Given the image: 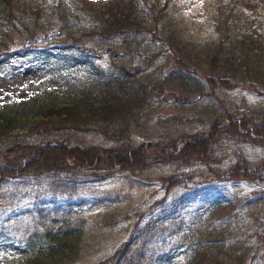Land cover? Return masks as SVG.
<instances>
[{"label":"rangeland","instance_id":"rangeland-1","mask_svg":"<svg viewBox=\"0 0 264 264\" xmlns=\"http://www.w3.org/2000/svg\"><path fill=\"white\" fill-rule=\"evenodd\" d=\"M93 1L100 5L104 0ZM163 2L161 0V5ZM234 5L233 0H168L162 10L165 16L160 20L161 24L172 28L180 45L193 47L202 55L206 51L210 54L219 38L216 22L223 23L225 16L229 22L236 20L237 15L230 12ZM84 8L88 9L87 6ZM66 17L75 23L73 33L77 39L73 41V47L86 49L94 54L96 62L110 66V48H106L111 42L98 37L96 30L99 26L93 27L88 17ZM25 21L28 26L33 25L31 19L25 18ZM16 26L9 36L0 39V115L15 110L28 111L33 107L35 110L45 100L55 96L67 97V89L70 86H74L72 92L75 89L70 80L75 78L77 81L88 68L86 64L79 65L78 62L85 59L81 57L74 62L61 61L58 72L50 70L52 61L30 62L26 55L34 52L18 50L28 43V32L21 21H17ZM221 27L224 28V23ZM56 29L57 25L38 29L37 41L48 43ZM159 33L161 31L156 29L155 37L141 34L140 39H155L154 46L160 45L164 55H153L146 62L144 48L138 46L139 40L131 46L136 50V57L119 58L117 62L133 61L134 64L138 61L140 67L150 74L164 72L171 67L191 71L198 80L201 79L205 91L199 93L194 90L193 83H175L171 85L172 89L155 92L152 104L140 110L137 122L132 121L124 135L116 133L110 137L94 129H72L73 138L86 144L108 146L128 140L127 143L140 151L139 156L145 160L142 163L133 166L114 164L109 169L76 166L59 172L23 174L1 180L0 264H98L120 248L136 226L145 224L157 214L156 200L166 197L169 202L195 188L206 187L237 193L241 199L249 197L251 204L247 201L242 205L238 201V209L230 218L235 220L231 223L232 230L241 238L245 235L248 254L256 250L258 256L254 257L259 264H264V137L260 138L263 134L254 131V124L247 123L248 127L244 128L238 123L239 130L246 134L231 133L224 125L218 129L220 133L215 132L216 141L207 153L193 154L188 160L161 158L160 151L164 148L154 144L160 141L168 144L165 146L168 153H178L184 149L183 138L186 135L200 132L205 135L209 130L219 128L213 127L218 124L211 126L216 115L226 123L229 118L239 122L249 114L254 118L262 116L264 95L253 82L244 85L239 81L234 86L222 83L210 58L188 62L178 48L174 51L165 40L156 37ZM44 35L47 38H43ZM7 41L8 50L12 49L8 54L4 52ZM119 54L123 55L124 51ZM132 69L136 71L134 67ZM208 78L210 80L207 81ZM35 120V116L29 115L23 121L25 125L20 124L5 132L0 146L48 138L43 135V125H36ZM173 143L178 144L176 150L170 147ZM22 155L19 150L1 151L0 164L7 160L17 163ZM155 156L160 158L154 159ZM239 156L250 162H260V169L243 165L241 169H249L252 177H230ZM172 176L178 181L169 186L168 179ZM252 199L257 202L256 206ZM69 200L76 203L72 205L80 221L74 222L71 218L66 228L58 220L45 218L44 222L37 221L36 206L51 208L60 203L65 207ZM67 228H72L73 232L65 230Z\"/></svg>","mask_w":264,"mask_h":264},{"label":"trees","instance_id":"trees-1","mask_svg":"<svg viewBox=\"0 0 264 264\" xmlns=\"http://www.w3.org/2000/svg\"><path fill=\"white\" fill-rule=\"evenodd\" d=\"M167 2L168 0H164L161 5V0H104L98 5L93 0H0V39L9 36L12 28L17 27L16 22L21 21L29 39L18 50L33 51L31 55H26L30 62L52 61L50 70L58 72L61 61L74 62L81 57L85 59L78 62L79 65L88 66L84 76L77 81L75 78L70 80V85H75V89L72 92L74 86L69 85L70 88L64 92L67 97L55 96L45 100L35 110L33 107L28 111L15 110L0 115V139L5 132L20 124L25 125L23 121L29 115L35 116L36 125H43L44 128L40 129L45 132L44 137L48 136L42 141L0 146V152L19 150L23 154L17 163L7 160L0 164V181L23 174L59 172L76 166L92 165L99 169H109L114 164L133 166L145 161L139 156L140 151L127 143L128 140L108 146L86 144L75 140L71 133H74L72 129H94L110 137L116 133L124 135L130 129V123L137 120L140 110L152 104L155 92L172 89L171 85L175 83H193L194 90L199 93L205 91L202 89L201 79L198 80L191 71L171 67L167 71L150 74L140 67L138 61L134 64L133 61H123L121 64L117 62L119 58L136 57V50L131 46L137 41H141L138 46L144 48L146 62L153 55H164L160 45L154 46L155 39H140L141 34L155 37L156 29L161 31L156 37L165 40L174 51L178 48L186 61L199 62L202 58H210V62L216 67L217 78L222 83L234 86L239 81L244 82V85L253 82L264 95V0H233L235 5L230 12L237 15L236 20L229 22L225 16L224 28L221 27L223 23L216 22L219 38L213 51L210 54L206 51L203 55L193 47L180 45L172 28L161 24L160 18L165 16L162 10ZM68 15L75 19L78 16V19L88 17L92 20L93 27L99 26L96 30L99 32L98 37L111 42L106 48H110V66L96 62L94 54L86 49L76 45L73 47V41L77 39L73 33L76 29H73L75 23L67 20ZM25 18L33 21L31 27L26 24ZM77 23L79 24L78 21ZM54 25H57V29L48 43L37 41L38 29H50ZM45 37L47 38L46 35L43 38ZM5 44L4 52L8 54L12 49L8 50V41ZM120 51H124V54H119ZM229 120L228 123L222 122L216 115L211 126L218 124L213 127L219 128L209 130L205 135L204 132L186 135L183 138L184 149L177 151L178 153H168L165 148L168 144L160 141L154 144L163 146L161 158L179 157L188 160L193 154L207 153L216 141L215 132L220 133L221 130L218 129L224 125L231 133L242 134L244 132L239 130L238 123L244 128L248 127L247 123H253L254 131L263 134L260 138L264 137V114L257 118L249 114L239 119V122L236 119ZM59 129L67 130L57 132ZM170 147L176 150L178 144L173 143ZM157 158L160 157L155 156L154 159ZM260 164L239 156L230 177L252 175L249 169H241L243 165H251L256 170L260 169ZM240 172L244 174H239ZM176 181L177 178L173 176L169 178V186ZM238 201L242 205L247 204V201L251 204L247 196L241 199L237 193L214 187L195 188L191 193L182 194L169 202L166 197L160 198L155 201L157 214L145 224L136 226L121 247L98 264H259L254 257L258 256L256 250L248 254L245 235L241 238L232 230L231 223L235 220L230 218L238 209ZM252 201L256 206L257 202ZM72 204L76 203L69 200L65 207L60 203L51 208L36 206L37 221L44 222L45 218L49 221L58 220L66 228L71 218L74 222L81 219ZM65 230L73 232L72 228ZM46 231L49 232V229Z\"/></svg>","mask_w":264,"mask_h":264}]
</instances>
